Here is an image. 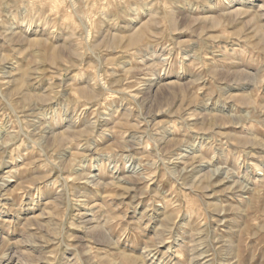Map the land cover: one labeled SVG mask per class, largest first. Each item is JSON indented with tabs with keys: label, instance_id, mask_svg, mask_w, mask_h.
<instances>
[{
	"label": "rangeland",
	"instance_id": "rangeland-1",
	"mask_svg": "<svg viewBox=\"0 0 264 264\" xmlns=\"http://www.w3.org/2000/svg\"><path fill=\"white\" fill-rule=\"evenodd\" d=\"M9 2L45 7L0 22V264H74L75 247L19 243L69 197L73 245L99 205L125 218L117 264H264V19L223 18L264 0Z\"/></svg>",
	"mask_w": 264,
	"mask_h": 264
},
{
	"label": "clouds",
	"instance_id": "clouds-1",
	"mask_svg": "<svg viewBox=\"0 0 264 264\" xmlns=\"http://www.w3.org/2000/svg\"><path fill=\"white\" fill-rule=\"evenodd\" d=\"M227 2V0H197L198 4L206 5L209 8L215 7L216 5ZM19 7H25V8H39L42 9L45 7V5H39V4H20L18 2H9V0H0V22H2L3 18L7 16H11L13 14L12 10ZM262 9H264V5L261 6ZM41 11H36L35 15L40 16ZM251 15V19L247 21L245 24V27H247L249 24H252L254 21H259L260 19H264V11H258L256 14H251L249 12H245L244 10H238L235 12H226L223 14V18L225 19L226 23L231 24L237 21L238 17H245ZM193 23H196V21H193ZM191 27V25L189 26ZM200 56V53H197V57ZM177 59H180L183 61L184 57L177 56ZM168 57H164L162 63L167 62ZM194 67H207L203 64V60L201 59L199 63L193 64ZM220 73L221 76H224V73L222 70L219 69H213L209 72V76H211L213 79L217 77V73ZM228 75H232L229 73ZM203 79H207L208 77H202ZM225 79H227V76H224ZM139 87V85H137ZM132 146H136L133 144ZM34 147L39 148V142H36L34 144ZM42 158L44 157V153L41 152ZM46 163L49 164L51 167H59L60 165L57 163L56 160H53L50 156L46 157ZM78 166V165H77ZM167 171V170H166ZM218 171V170H216ZM168 175H172L171 172H167ZM183 173L176 174L175 178L179 181L181 178V175ZM214 174V173H213ZM211 175V174H210ZM142 176H133V177H124L123 179H142ZM210 178V176L208 177ZM227 178V177H226ZM94 187H112V185H101L99 182L93 185ZM241 187H244L243 185ZM83 197V194H81ZM86 199V197H83ZM58 199H64V197H60ZM69 203L67 206H65L63 213L57 217V221H53L52 227L48 230V238L45 239L44 237H29L28 239L24 241H20L19 243H30L35 244L38 242V240H43L45 244H53L54 248L52 249L53 253H56L57 250L60 248L61 245H64L67 248L75 247L77 248V253L75 256V262L74 264H105L106 261L111 260V264H117V260L123 257V253L120 251L119 245L122 240L125 239V236L129 234L130 229L128 226L123 227V229L120 231L119 236H115V232L121 228L120 221H123L125 218L123 216L116 217L112 215L111 213L114 212V209H111L110 205L107 204V202L103 205L98 206V211L103 209L105 211V215L101 217L100 220L96 221L95 227H84V223H81L79 227H81L86 233L87 237L86 239L88 243L86 244H77L73 245L71 241L73 239H76V237H72L70 235H66L64 232L65 227L68 228H74L77 227V225L72 224L70 221L65 225V215L67 214L68 207L72 204H79L81 203V198H77L74 201L71 200V197L68 198ZM101 220L103 221L101 223ZM47 227V225L42 226ZM141 229L139 227H136L133 232H131L130 239L135 237L136 239H139L137 236V233H140ZM96 244L99 245L100 248H94L91 245ZM101 249H104L105 251H101ZM111 250V251H107ZM145 252H147V249H145ZM48 258L46 256H32L31 253H23L21 256L20 264H39V261L41 260H47ZM131 259L134 260H140V257H132ZM140 264H143V261L140 260Z\"/></svg>",
	"mask_w": 264,
	"mask_h": 264
}]
</instances>
